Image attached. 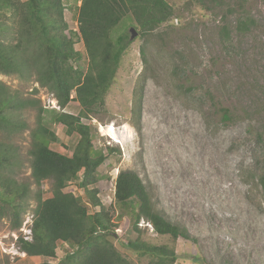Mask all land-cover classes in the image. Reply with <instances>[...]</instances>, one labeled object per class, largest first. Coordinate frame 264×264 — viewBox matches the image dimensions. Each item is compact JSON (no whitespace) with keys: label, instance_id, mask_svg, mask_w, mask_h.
<instances>
[{"label":"rangeland","instance_id":"374dc122","mask_svg":"<svg viewBox=\"0 0 264 264\" xmlns=\"http://www.w3.org/2000/svg\"><path fill=\"white\" fill-rule=\"evenodd\" d=\"M80 1L63 0L64 20L75 32ZM164 1L173 11L172 18L153 31L142 34L129 14L112 31L113 37H130L133 28L136 36L121 57L104 107L92 120H82L92 127L94 151L104 155L109 148L116 151L98 169L97 197L107 209L116 175L135 172L158 212L189 235V240L178 238L172 243L140 221L143 241L173 247L176 264H264V192L256 181L264 169V0ZM240 15L252 21L242 32L236 29ZM223 27L228 29L227 38L222 36ZM74 48L86 67L82 42L75 39ZM0 80L24 96L38 89L35 97L45 109V125L57 138L50 147L70 155L78 137L68 136L63 126L52 121L51 94L15 76L0 75ZM134 88L142 91L140 132L130 123ZM220 108L230 110L231 122L221 120ZM78 110L74 101L65 108L73 115ZM35 116V110H23L28 129L11 139L21 181L31 182L29 131ZM110 126L115 130L109 135L118 143L101 137ZM99 130L104 131L99 134ZM75 188L65 191L81 197L89 214L95 212ZM31 189L32 193L35 187ZM50 189L51 181L42 184L44 199L51 196ZM112 205L115 248L132 264H146L145 258L125 247L136 234L121 207ZM34 206L31 194L18 230H12L9 218L0 219V264H55L72 251L62 242L52 259L26 257L19 251L17 239L30 237Z\"/></svg>","mask_w":264,"mask_h":264},{"label":"trees","instance_id":"16d2710c","mask_svg":"<svg viewBox=\"0 0 264 264\" xmlns=\"http://www.w3.org/2000/svg\"><path fill=\"white\" fill-rule=\"evenodd\" d=\"M196 2L202 4V0ZM64 8L63 0H0V75L15 76L45 89L59 109L52 110V121L63 126L68 136L78 137L70 155L51 148L57 138L45 125V109L35 97L38 89L34 87L24 96L0 80V219L9 218L12 230H18L32 194L35 206L30 240L17 239L18 249L26 257L55 258L56 245L62 242L72 251L55 264H132L113 244L115 227L110 212L114 203L129 217L136 234L125 244L129 251L145 258L146 264H176L173 247L142 240L140 221L149 224L154 234L168 236L172 243L178 238L189 240V235L158 212L138 174L120 171L114 179L113 200L107 209L103 207L94 188L97 172L106 157L116 151L109 148L108 155L94 151L92 127L82 122L97 116L104 107L121 57L131 44L128 35L112 36L122 18L129 14L143 34L170 21L173 11L164 0H81L75 32L64 20ZM236 21L240 32L252 23L243 15ZM221 32L229 36L226 27ZM75 39L85 49L86 67L74 48ZM141 98V89L134 88L130 123L137 132ZM71 101L79 106L75 115L65 111ZM26 109L36 111L35 126L29 131L31 182L17 179L20 161L11 140L28 129L22 119ZM219 113L223 122L233 120L229 109L220 108ZM46 181H51V196L44 199L41 187ZM256 181L264 192V169ZM72 185L85 195L90 207L97 209L95 212L89 214L81 197L65 191ZM31 186L35 187L32 193Z\"/></svg>","mask_w":264,"mask_h":264},{"label":"clouds","instance_id":"9594fccd","mask_svg":"<svg viewBox=\"0 0 264 264\" xmlns=\"http://www.w3.org/2000/svg\"><path fill=\"white\" fill-rule=\"evenodd\" d=\"M52 96V95H51ZM51 99H53V101H55L56 102V100L52 97ZM56 105H57V102H56ZM58 108V107H57ZM55 110H59V109H55ZM92 120V119H91ZM108 127V126H107ZM111 127V126H110ZM102 127H100V129H101ZM106 128V127H105ZM103 129V128H102ZM115 129V128H114ZM104 130H102V131H100L99 130V134H101L102 132H103ZM108 137V138H110L111 140H112V142L113 143H118L117 141H115V140H113L111 137H110V135H109V133L108 134H105V136L104 135H101V137ZM108 143H109V145L111 144V142H109L108 141ZM117 176V175H116ZM116 178V177H115ZM143 223V222H142ZM31 224H32V219H31ZM143 226H144V223L142 224ZM146 227H149V229L152 231V229H151V227H150V225L149 224H146L145 225ZM30 227H31V225H30ZM31 235V232H30V234H29V236Z\"/></svg>","mask_w":264,"mask_h":264},{"label":"built area","instance_id":"2783aa9c","mask_svg":"<svg viewBox=\"0 0 264 264\" xmlns=\"http://www.w3.org/2000/svg\"><path fill=\"white\" fill-rule=\"evenodd\" d=\"M49 107H50L51 109H58V108H57V105H56V102L53 101V99L50 100ZM107 143H108V141H107ZM113 189H114V185H113ZM31 219H32V216H31L30 220H31ZM27 224H28V223H27ZM29 225H31V221H30ZM28 234H30V228H29V230H28ZM23 239H24V240H30V237H27V235H26Z\"/></svg>","mask_w":264,"mask_h":264},{"label":"water","instance_id":"95a60500","mask_svg":"<svg viewBox=\"0 0 264 264\" xmlns=\"http://www.w3.org/2000/svg\"><path fill=\"white\" fill-rule=\"evenodd\" d=\"M129 33H130L129 40H132L136 36V31L133 28H130Z\"/></svg>","mask_w":264,"mask_h":264},{"label":"bare ground","instance_id":"6f19581e","mask_svg":"<svg viewBox=\"0 0 264 264\" xmlns=\"http://www.w3.org/2000/svg\"><path fill=\"white\" fill-rule=\"evenodd\" d=\"M113 128V126H111L109 129H107V127L105 128L106 129V131L108 132V133H112V132H114V130L113 131H111L110 129H112ZM113 134V133H112Z\"/></svg>","mask_w":264,"mask_h":264},{"label":"crops","instance_id":"0c3cea01","mask_svg":"<svg viewBox=\"0 0 264 264\" xmlns=\"http://www.w3.org/2000/svg\"><path fill=\"white\" fill-rule=\"evenodd\" d=\"M33 258H41V257H33ZM42 259H44V258H42Z\"/></svg>","mask_w":264,"mask_h":264}]
</instances>
